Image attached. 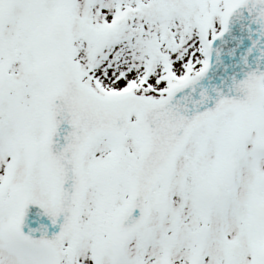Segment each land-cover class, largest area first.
Masks as SVG:
<instances>
[{"label":"snow or ice","instance_id":"snow-or-ice-1","mask_svg":"<svg viewBox=\"0 0 264 264\" xmlns=\"http://www.w3.org/2000/svg\"><path fill=\"white\" fill-rule=\"evenodd\" d=\"M0 264H264V0H0Z\"/></svg>","mask_w":264,"mask_h":264}]
</instances>
